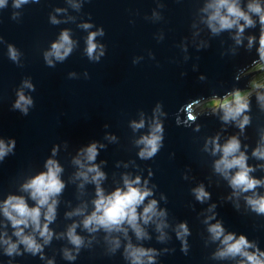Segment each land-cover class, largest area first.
<instances>
[{"label": "water", "instance_id": "95a60500", "mask_svg": "<svg viewBox=\"0 0 264 264\" xmlns=\"http://www.w3.org/2000/svg\"><path fill=\"white\" fill-rule=\"evenodd\" d=\"M203 3L204 0H91L83 6L81 15L90 14L92 22L104 28L105 37L101 42L107 47L105 57L95 64L83 57L80 49L83 47L81 37L84 33L74 23L59 26L48 23L47 15L51 8L63 7V0H41L39 5L25 7L19 23L9 19L12 11L10 8L0 11V36L24 54V67L19 68L7 60L3 55V46H0V136L14 137L17 142L15 155L7 157L0 164V199L7 193H15L20 183L40 171L52 145H60L55 158L64 168L61 178L66 182V187L59 198L57 220L50 227L62 231L66 224L71 223L64 219L63 213L70 210V207H76L81 201L87 202L93 198L91 184L86 185L83 194L79 195L75 184L67 183L75 171L70 163L71 157L80 147L91 141H98L107 145L96 160L97 163L101 160L107 162L102 169L107 174L103 183L106 191H111L119 182L122 172L143 176L146 175L143 169L151 167L154 173L151 183L158 186L156 198L159 192H163L168 198V203H162L161 207L169 210V223L188 221L192 231L188 256L179 252V244L174 236L166 245L157 244L151 226L147 229L153 239L142 242L143 246L176 248L173 254L159 257L160 264H215L207 260L215 245H209L207 249L203 247V227L195 213L188 208L191 202L189 188L194 181H183L181 174L186 168L190 169L189 175L206 185V178L210 177L213 187L208 190L213 194V201L226 194L224 182L211 175L214 157L201 149L205 137L220 132L223 142V138L233 134L235 129L230 125L223 126L227 130L221 132L222 125L218 116H212L207 111L195 121V124L200 125L199 132H193L192 127H177L175 119L180 109L183 110L179 112V117L184 120L187 114H195L193 107L197 103L214 96L222 98L233 88L246 90L250 79L261 70L243 75L248 69L255 67V48L245 51L240 47L233 56L230 50L234 44L228 32L211 36L207 28L199 24L197 13ZM157 4H162L163 8H158ZM152 10L159 12L162 19L146 21L143 17L150 16ZM69 14L76 15L71 10ZM129 20L134 23L130 24ZM193 23L197 24V28L191 27ZM65 27L72 29L73 39L80 41V47L63 64L47 68L40 51ZM198 30L199 36L193 38L192 33ZM160 31L164 32L165 39L158 44L154 37ZM249 34H258V29L246 30L245 35ZM182 39L187 52L178 47ZM200 41L207 42L209 46L197 51L196 44ZM149 52L155 59H149ZM133 57H142L136 66L131 63ZM194 66L196 71H193ZM85 70L89 73L87 80L81 75ZM71 71L76 72L80 78L67 79V73ZM180 72L185 75L181 77ZM200 74L206 77L205 81L197 80ZM24 76H31L36 88L32 93L34 107L28 116L10 111V104L14 99L13 89ZM236 76L240 78L234 79ZM158 101L168 114L164 148L153 160L140 161L136 159L137 148L133 141L147 129L133 133L128 122L138 120L141 111L150 118L152 108ZM250 106L253 119L246 134L249 136L247 142L251 149L256 130L264 128V113L258 112L254 96ZM104 124L109 127L105 129ZM106 132L115 134L119 143L108 144L103 139ZM169 153L175 155L170 157ZM117 161H135L138 168L133 169L131 164L127 169L117 168ZM249 163L254 164L256 161L249 160ZM255 175L259 176L260 173ZM217 183L219 187H216ZM195 207L199 211L204 206L197 204ZM216 211L226 228L243 233L249 239H258L264 248V219L237 214L230 204L218 206ZM77 231L80 232L79 229ZM168 231L172 235L170 229ZM102 235L98 234V239ZM133 243H136L134 238ZM64 244V241L53 240L52 245L45 249L49 256L54 249L57 250V264H67L58 254V249ZM102 251V244H94L92 252L82 250L76 264H125L120 254L122 249L111 257L103 256ZM4 260L6 258L0 257V264ZM15 264L41 262L38 258L23 256L17 258Z\"/></svg>", "mask_w": 264, "mask_h": 264}, {"label": "clouds", "instance_id": "9594fccd", "mask_svg": "<svg viewBox=\"0 0 264 264\" xmlns=\"http://www.w3.org/2000/svg\"><path fill=\"white\" fill-rule=\"evenodd\" d=\"M90 2L91 0H63V7L51 8L47 21L52 26L74 23L76 28L84 33L81 37L83 47L80 49L83 57L89 63L95 64L105 57L107 47L101 42L105 37L104 28L94 24L90 14L81 15L83 6ZM40 3L41 0H0V11L10 8L12 11L9 19L19 23L25 7ZM157 7L163 8V5L157 4ZM69 10L76 15H70ZM197 14L199 24L204 25L211 36H218L222 32L229 33V38L234 44L230 50L233 56L240 47L245 51L255 48L256 59L253 64L264 69V0H204ZM143 18L146 21L162 19L156 10H152L150 16L145 15ZM129 23L134 21L129 20ZM191 27L195 29L197 24L193 23ZM248 29H258V34L246 36ZM199 34V30L193 32V38ZM154 38L159 44L165 39L164 32L160 31ZM0 46H3V55L8 61L19 68L24 67V54L20 49L5 41L3 36H0ZM208 46L207 42L200 41L196 44V50L200 51ZM79 47L80 41L73 39L72 29L65 27L59 30L46 48L41 49L40 55L47 68H55L57 64H63ZM178 47L187 52L183 39ZM148 55L150 60L155 59L151 52ZM141 59L142 57H133L132 65L136 66ZM193 71H196L195 66ZM81 75L83 79H89L86 70ZM184 75V72H180L181 77ZM79 78L74 71L67 73L69 80ZM239 78L234 77L237 80ZM205 79L203 74L197 76L200 82ZM35 90L31 76L22 77L13 89L14 99L10 104V111L28 116L34 107L32 93ZM253 96L258 112L264 113V82L254 79L250 81L247 90L233 88L222 98L214 96L200 111L187 114L184 120L179 117V112L183 109L178 110L175 119L177 127H192L193 132H199L200 125L195 124V121L207 111L212 116H218L222 125L221 132L227 130L223 126L230 125L235 129L233 134L223 138V142L220 132L205 137L201 149L214 157L211 162V175L224 182L226 194L213 201V194L208 190L213 187L210 177L206 178V185L190 176V169L186 168L181 174L183 181H194L193 186L189 188L191 202L188 208L195 213L196 219L203 227V247L207 249L209 245H215L207 256V260L215 264H264V248L261 247L260 241L249 239L243 233L230 231L225 227L224 221L218 218L219 213L216 211L218 206L230 204L237 214L264 219V128L256 130L251 149L247 142L249 136L246 134V129L251 126L253 119L250 115ZM167 116L162 103L158 101L152 108L150 118L141 111L138 120L128 122V127L133 133L147 129L133 141L137 148V160L151 161L164 148ZM103 127L107 129L109 125L104 124ZM103 139L108 144L119 143L118 137L112 133L106 132ZM16 144L14 137L0 136V164L7 157L15 155ZM60 147L53 144L41 170L20 183L15 193H7L0 199V257L6 258L3 264H15L17 258L23 256L38 258L41 264H57V250L54 249L51 256L45 253V249L52 245L53 240L65 242L58 249V254L67 264H76L82 250L92 252L94 244H102V255L105 257L114 256L122 249L120 254L125 264H160L158 258L173 254L176 248L157 249L143 246L142 242L153 239L147 230L149 226L155 233L157 244L166 245L174 236L179 244V252L188 256L189 237L192 235L189 223L187 220L169 223V210L161 207L162 203H168V198L163 192H159L156 198L158 186L151 183L154 176L152 168L143 169L146 172L143 176L122 172L119 182L111 191H106L103 183L107 174L102 169L107 162L101 160L97 163L96 160L100 151L107 145L98 141H91L80 147L71 157L70 163L75 167V171L67 181L68 184H75L79 195L83 194L86 185L91 184L93 198L87 202L81 201L76 207L69 206L70 210H66L63 216L71 223L66 224L62 231L51 228L50 225L57 220L59 198L66 187V182L61 178L64 168L55 158ZM174 155L169 153L170 157ZM249 160L256 163L250 164ZM130 164L133 169L138 168L135 161H117L115 167L127 169ZM257 172L260 173L259 176L255 175ZM216 187H219V183ZM197 204L204 207L197 211ZM77 229L80 230L79 233ZM169 229L172 235H169ZM101 233L103 235L98 239V234ZM133 238L136 243H133Z\"/></svg>", "mask_w": 264, "mask_h": 264}, {"label": "rangeland", "instance_id": "374dc122", "mask_svg": "<svg viewBox=\"0 0 264 264\" xmlns=\"http://www.w3.org/2000/svg\"><path fill=\"white\" fill-rule=\"evenodd\" d=\"M259 70H261V71L258 72V73H256V74L250 79V81H252V80L255 79V80H257V81L264 82V69L259 68V67H257V66L248 69L243 75H249V74H251V73H253V72H257V71H259ZM250 81H249V83H250ZM248 86H249V84H248ZM246 90H247V89H246ZM208 101H209V100H207V101H202V102L197 103L196 105H194V107H193L194 112H198V111H200V109H201L203 106H205L206 103H207Z\"/></svg>", "mask_w": 264, "mask_h": 264}]
</instances>
